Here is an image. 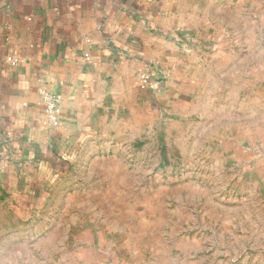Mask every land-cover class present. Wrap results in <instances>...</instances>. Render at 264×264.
I'll list each match as a JSON object with an SVG mask.
<instances>
[{
    "label": "rangeland",
    "instance_id": "1",
    "mask_svg": "<svg viewBox=\"0 0 264 264\" xmlns=\"http://www.w3.org/2000/svg\"><path fill=\"white\" fill-rule=\"evenodd\" d=\"M183 11L192 69L229 110H153L0 180V264H264V0Z\"/></svg>",
    "mask_w": 264,
    "mask_h": 264
},
{
    "label": "crops",
    "instance_id": "2",
    "mask_svg": "<svg viewBox=\"0 0 264 264\" xmlns=\"http://www.w3.org/2000/svg\"><path fill=\"white\" fill-rule=\"evenodd\" d=\"M186 1L0 0V180L43 176L153 110L226 113L188 59ZM147 67L159 88L139 85ZM41 89L62 97L56 126Z\"/></svg>",
    "mask_w": 264,
    "mask_h": 264
},
{
    "label": "built area",
    "instance_id": "3",
    "mask_svg": "<svg viewBox=\"0 0 264 264\" xmlns=\"http://www.w3.org/2000/svg\"><path fill=\"white\" fill-rule=\"evenodd\" d=\"M84 58L88 60L90 58V54L85 53ZM10 61L12 64H17L19 60L17 57L14 56L10 58ZM150 67H147L142 70L138 76L139 85L144 90L157 89L160 87V84L154 78L153 71ZM40 99L44 106L45 112V119L43 123L45 125H58L60 122V103L62 101V97L49 90L41 89ZM0 155L4 156L5 154L3 153V151H1Z\"/></svg>",
    "mask_w": 264,
    "mask_h": 264
}]
</instances>
